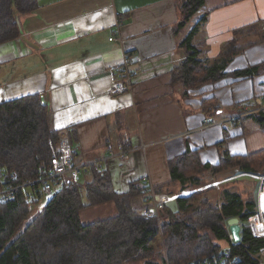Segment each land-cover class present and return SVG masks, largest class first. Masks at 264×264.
Instances as JSON below:
<instances>
[{"label": "crops", "instance_id": "obj_1", "mask_svg": "<svg viewBox=\"0 0 264 264\" xmlns=\"http://www.w3.org/2000/svg\"><path fill=\"white\" fill-rule=\"evenodd\" d=\"M175 1L36 0V11L19 19L21 36L0 44V104L42 97L53 128L71 132L76 164L100 162L119 194L132 184L150 183L169 195L178 187L171 181L170 163L188 150L197 151L208 166H217L224 152L263 151L264 124L253 116L264 113V73L225 77L187 95L172 83L185 35L174 32ZM203 12L207 20L198 36L208 59L217 57L237 31L249 32L247 39L254 42L264 30V0H205ZM127 55L137 58L138 75L131 91L111 96ZM262 62L264 41L245 48L225 72ZM211 99L220 108L217 113L202 110V101ZM211 121L217 123L206 125ZM125 151L127 158L104 160ZM131 202L144 208L146 197L138 194Z\"/></svg>", "mask_w": 264, "mask_h": 264}, {"label": "trees", "instance_id": "obj_2", "mask_svg": "<svg viewBox=\"0 0 264 264\" xmlns=\"http://www.w3.org/2000/svg\"><path fill=\"white\" fill-rule=\"evenodd\" d=\"M175 2L179 21L174 32L185 35L178 44L183 56L174 67L172 83L183 95L225 77L251 79L264 73V62L225 72L231 60L245 48L264 41V30L256 33L258 38L254 42L247 39L251 36L249 32L237 31L217 57L208 59L198 36L203 34L207 20V13L203 12L205 0ZM36 9V0H0V44L19 38V19ZM213 102L203 100L202 110L217 113L220 108L213 106ZM253 118L264 124V113L258 111ZM70 134L53 128L51 110L39 95L1 103L0 189L43 175L61 138L68 137L72 144ZM263 169L264 150L245 156H229L224 152L217 166L202 164L198 152L188 150L170 163L171 181L178 183V193L203 187L205 174L217 179L227 172L234 176L256 175ZM13 171L18 176L16 182L10 178ZM142 188L140 184H132L128 193H116L109 173L93 168L84 185L73 184L37 212L28 209L21 195L0 203V264H162L156 219L143 214L146 206L132 207L131 199L142 194ZM213 190L208 188L206 192L177 198L162 211L161 232L169 264L192 263L224 250L230 251L237 264H260L258 252L264 247V239L255 238L245 225L256 213L255 196L244 198L241 192L225 188L218 198ZM156 192L162 193L159 189ZM167 192L175 195L172 190ZM108 203L116 207L113 216L82 223V211ZM28 218L30 221L26 223ZM231 218L240 221L239 243L229 241L227 221ZM219 241L227 246L222 248Z\"/></svg>", "mask_w": 264, "mask_h": 264}, {"label": "built area", "instance_id": "obj_3", "mask_svg": "<svg viewBox=\"0 0 264 264\" xmlns=\"http://www.w3.org/2000/svg\"><path fill=\"white\" fill-rule=\"evenodd\" d=\"M120 26L121 22L119 21L118 28ZM109 40L112 41L113 38H110ZM136 62L137 58L134 56H125L122 67L118 73V80L116 83H114L112 89L110 90L111 96H116L131 91L133 81L138 75V71L133 69V66ZM216 123V121H211L210 123L206 122V125ZM142 148L144 149V147ZM126 153L127 151L121 152L119 154L111 153L109 157L104 160L113 157L127 158ZM75 155L76 148L70 143L68 137H62L58 148L54 149L51 153L49 167L47 168L46 172L34 181H28L26 183H19L15 185L9 184L1 187L0 203L13 200L18 195H21L23 197L24 204L27 205L29 210H32L33 207L37 206L41 200H44L46 203L54 196L70 189L73 184L78 182L82 173L92 171L93 168L95 170H100V162L86 165H77L75 162ZM248 176L256 179L258 182L256 198L258 213L256 212L257 214L255 213V215L248 219V226L251 229L254 237L264 239V235H261L260 233L262 231L261 222L263 221V216L258 210V198L260 193L264 192V175ZM17 177L18 176L15 171L11 172V181L16 182ZM142 194H144L146 197V208L144 209L143 214L146 217H154L156 219L158 222L159 233L161 234L160 219L162 211H164L166 205L169 202L180 198L181 195L175 196L157 193L150 183L145 184V186L142 188ZM253 218L258 219L254 222ZM160 237L162 240V234ZM228 237L229 241L233 242L232 236L230 234ZM258 256L261 259L260 264H264V247L259 250ZM163 261V264H169L166 254L164 255ZM188 264H237V259L232 256L230 251L224 250L222 252L213 254L210 257L197 259L196 261Z\"/></svg>", "mask_w": 264, "mask_h": 264}, {"label": "rangeland", "instance_id": "obj_4", "mask_svg": "<svg viewBox=\"0 0 264 264\" xmlns=\"http://www.w3.org/2000/svg\"><path fill=\"white\" fill-rule=\"evenodd\" d=\"M240 175L241 176L237 177V176H234L232 172H230V173L227 172V173L221 174L218 177L219 179L217 178L218 179L217 180V179L209 176L208 174H205L203 176V180H202V182L204 183L203 187L201 186V188L194 189V190H184V191H181L180 193H178V187H177L176 189L173 188L172 192L175 193V196H179V195L183 196L184 195L186 197H188V196L190 197L195 192H198V191L206 192V190L208 188H213L214 189L213 191H215L214 193H216L217 197L219 198V196H220L219 193L222 190H224L225 188H227L228 190H231V191L241 192L243 195L242 197H244V198L249 197L251 199V198H254V196H255V198H257V189H258L257 180L248 176V175H252V174H240ZM261 175H264V169L261 173L256 174V175H252V176H261ZM88 180H90V174L86 175L85 173H82L79 177L78 183H80L81 185H84ZM255 185L257 187L256 191H255ZM155 191H156V189H155ZM141 192H142V189H141ZM142 195H144V194H142ZM206 195H208V194H206ZM44 203H45V201L41 200L37 206L33 207V209H32L33 212H37L38 210H40V208H42L45 205ZM171 204L172 203L169 202L167 205L170 207ZM115 209H116L115 206L112 210L110 208L109 209L106 208V206H98V207H94V208H89V209H86V210L81 212L80 218H81V221L83 224H88L91 222H95L97 220H101V219L113 216L115 213ZM256 212H257V207H256ZM29 221H30V219L28 218L26 223H29ZM262 223L264 224L263 221H262ZM245 225L249 228L248 222H246ZM161 234H162V232H161ZM161 234L158 231V235L161 236ZM255 238H257V237H255ZM160 239H161V237H160ZM160 242H161V247H162V256L164 257V255L166 254V251H165L163 239L160 240ZM218 243L222 248H225L227 246L226 242H224V241H219ZM163 262H162V264H163ZM135 264H139V263H135Z\"/></svg>", "mask_w": 264, "mask_h": 264}, {"label": "water", "instance_id": "obj_5", "mask_svg": "<svg viewBox=\"0 0 264 264\" xmlns=\"http://www.w3.org/2000/svg\"><path fill=\"white\" fill-rule=\"evenodd\" d=\"M228 232L232 236L233 243L240 242L241 225L238 218H231L227 221Z\"/></svg>", "mask_w": 264, "mask_h": 264}, {"label": "bare ground", "instance_id": "obj_6", "mask_svg": "<svg viewBox=\"0 0 264 264\" xmlns=\"http://www.w3.org/2000/svg\"><path fill=\"white\" fill-rule=\"evenodd\" d=\"M258 208L262 216H264V192H261L258 198ZM258 218H253L256 221ZM264 231V226L262 227V232Z\"/></svg>", "mask_w": 264, "mask_h": 264}]
</instances>
